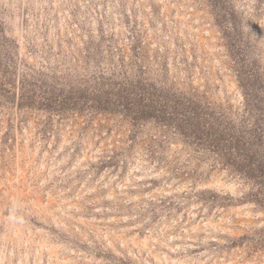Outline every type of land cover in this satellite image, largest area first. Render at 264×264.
I'll list each match as a JSON object with an SVG mask.
<instances>
[{"label":"rangeland","instance_id":"rangeland-1","mask_svg":"<svg viewBox=\"0 0 264 264\" xmlns=\"http://www.w3.org/2000/svg\"><path fill=\"white\" fill-rule=\"evenodd\" d=\"M0 264H264V0H0Z\"/></svg>","mask_w":264,"mask_h":264},{"label":"clouds","instance_id":"clouds-1","mask_svg":"<svg viewBox=\"0 0 264 264\" xmlns=\"http://www.w3.org/2000/svg\"><path fill=\"white\" fill-rule=\"evenodd\" d=\"M11 219L15 222L17 220V218L15 216H12ZM22 222V220L20 221Z\"/></svg>","mask_w":264,"mask_h":264}]
</instances>
